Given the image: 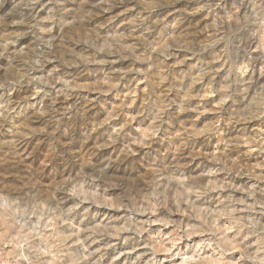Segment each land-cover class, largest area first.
Wrapping results in <instances>:
<instances>
[{
  "label": "rangeland",
  "instance_id": "374dc122",
  "mask_svg": "<svg viewBox=\"0 0 264 264\" xmlns=\"http://www.w3.org/2000/svg\"><path fill=\"white\" fill-rule=\"evenodd\" d=\"M0 264H264V0H0Z\"/></svg>",
  "mask_w": 264,
  "mask_h": 264
}]
</instances>
